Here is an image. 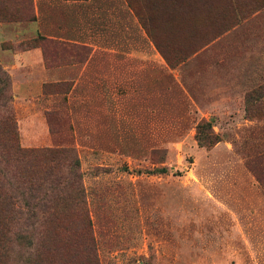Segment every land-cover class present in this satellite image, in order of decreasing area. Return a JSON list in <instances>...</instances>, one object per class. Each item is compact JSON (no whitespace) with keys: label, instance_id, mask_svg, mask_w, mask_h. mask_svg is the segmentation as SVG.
Listing matches in <instances>:
<instances>
[{"label":"rangeland","instance_id":"1","mask_svg":"<svg viewBox=\"0 0 264 264\" xmlns=\"http://www.w3.org/2000/svg\"><path fill=\"white\" fill-rule=\"evenodd\" d=\"M6 117L0 264H264V0H0Z\"/></svg>","mask_w":264,"mask_h":264},{"label":"trees","instance_id":"2","mask_svg":"<svg viewBox=\"0 0 264 264\" xmlns=\"http://www.w3.org/2000/svg\"><path fill=\"white\" fill-rule=\"evenodd\" d=\"M42 48L44 50V54L46 56L47 61H49V55L53 52L52 56L56 55V52L59 50L58 48L62 49V53L63 54H80L82 53L84 50H86L87 48L84 46H77L74 44H67V43H62V42H58L56 40H50L47 38H43L42 39ZM52 49H54L52 51ZM58 49V50H57ZM2 92V90H1ZM4 95V94H3ZM3 125L4 127L7 126L9 128L10 133V139L9 142H6L5 144H3V149L7 152L8 154V158H12V160H18V161H22L24 159V157L26 156L27 152H25L24 150H22L19 146L18 143V133H17V128L16 125L14 123V121H12V118L10 117H6L3 119L2 123H0V126ZM199 142L202 145L205 146H211L213 144H215L216 142H218V140L215 138L213 140H211V138L201 134H199ZM34 154V158L35 159H39V160H45L46 162L49 163H53V162H61L64 163L69 156L74 155L72 150H63V151H53V150H45V151H33L32 152ZM71 165H73L75 168L78 167V161H71ZM6 176V174H4ZM34 175L38 176L39 179L44 182V183H48L47 181L53 182L54 181H58V182H64L66 180V178L64 177V175L61 173V171H57L56 168L52 167H44L42 170H37L36 173H34ZM75 178H78V173H73ZM3 188V186H2ZM48 188H52L53 191L52 193L55 194V188L58 189H65L67 187H60L59 185H50L48 186ZM4 196L5 194L1 193L0 197Z\"/></svg>","mask_w":264,"mask_h":264}]
</instances>
